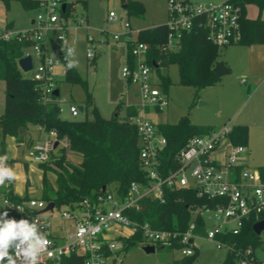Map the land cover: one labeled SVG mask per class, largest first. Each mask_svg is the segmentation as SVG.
<instances>
[{
  "label": "built area",
  "instance_id": "built-area-1",
  "mask_svg": "<svg viewBox=\"0 0 264 264\" xmlns=\"http://www.w3.org/2000/svg\"><path fill=\"white\" fill-rule=\"evenodd\" d=\"M38 2V8L45 14H38L32 30L16 34L6 32L0 36L9 39L17 35L20 40L25 38L35 42L31 49L39 62L33 60L31 77L39 83L36 89L43 101L59 106L54 94L57 87L53 71L57 63L55 55L58 52L53 51L51 42L60 45L61 51L64 48L61 41L65 42L68 48L71 29L68 23L73 14L64 15V0ZM167 11L169 49H178L182 34L192 30L195 24L203 25L207 29L209 40L216 45L238 44L242 39L239 7L231 1L202 5L190 0H167ZM117 19L114 12L109 13V21ZM73 21L77 26H82L86 19L81 15L73 18ZM53 28L58 31L56 38L50 34ZM132 34L133 29L127 23L124 35L126 43L131 45L132 62L128 60L123 66L122 75L129 84L137 87L141 99L140 104L136 106L137 113L130 117V121L137 127L142 141L140 157L147 180L132 181L123 197L114 192H107L100 195L96 201L84 199L73 207L66 206L60 212V220L68 223L63 226V234L59 239L48 237L50 244L42 254L40 264H61L62 257L73 252L84 257L83 264H107V259L116 256L117 251L122 248V239L138 232L147 242L146 245H154L155 248L161 245L164 248L173 246L176 241L180 246L174 249L179 250L182 257L193 255L198 248L195 240L201 237L195 233L196 224L191 223L185 232L163 230L154 228L149 222L135 221L125 214L126 210L143 209L144 199L163 202L165 188L193 189L198 196L213 200L211 204L198 206L193 213L205 218L207 229L204 237L214 241L218 248H232L218 238L220 235L239 234L247 220H262L260 218L264 213V174L258 168H249L247 147L233 143L229 136L231 128L224 126L190 138L176 156L178 166L167 174L162 171L161 153L167 141L157 130V126L147 118V114L151 107L161 110L165 96L158 87L159 82L153 77L155 69L147 60L149 44L138 41ZM121 38V34L114 35V39ZM86 56L93 59L96 55L94 50L89 49ZM59 110L60 115L65 117L60 106ZM80 112L78 105L70 104L66 114L69 115L68 118L75 119ZM38 128L43 129L45 137L31 144L25 154L26 159L36 165L49 162L53 151L68 146V140L59 139L55 130L46 131L41 126ZM3 196L7 202L6 206L14 211L17 208L22 209V213L39 211L48 204L38 198H29L13 204L7 196ZM40 221L51 229L49 217L42 216ZM49 252L52 253L51 256L48 255ZM237 260L240 264H263L254 258L251 248L239 251Z\"/></svg>",
  "mask_w": 264,
  "mask_h": 264
},
{
  "label": "trees",
  "instance_id": "trees-1",
  "mask_svg": "<svg viewBox=\"0 0 264 264\" xmlns=\"http://www.w3.org/2000/svg\"><path fill=\"white\" fill-rule=\"evenodd\" d=\"M65 1V0H64ZM231 1L239 7L242 39L238 44H264V19L259 15L250 18L246 12L248 3H255L260 13L264 11V0H225ZM85 3V0H77ZM128 16H143L145 6L136 0H126ZM26 9L38 8V0H22ZM64 15H72L73 7L67 2ZM203 20V19H201ZM169 29L164 24L138 31L136 39L149 44L147 54L148 63L158 74V82L163 93H167L170 78L160 73V67L177 64L180 73V82L195 88L196 92L205 86L219 83L220 77L213 68L217 62L218 45L208 38L207 29L203 25L195 24L192 30L182 34L178 49L167 48ZM35 42L30 39H19L17 35L9 39L0 36V79L5 81L4 113L0 118V133L3 138L14 137L21 142L30 126H41L46 131L55 130L59 139L66 138L68 146L59 148L51 153V160L38 164L43 170L41 197L46 202H55V209L62 205L73 207L84 199L96 201L100 195L114 192L123 197L132 181L146 182V171L142 168L140 151L142 141L137 127L131 123L130 117L137 113L135 106L126 107L125 114L119 113L111 118L102 117L94 105L93 100L87 97L84 110L91 111L93 118L72 119L60 115L56 103H45L40 92L36 89L39 83L27 76L19 67L18 61L26 56L27 49ZM128 43V60L132 62ZM64 64V75L70 83H80L86 86V80L79 70H67L65 54L58 51ZM94 59V58H93ZM92 59V60H93ZM154 64H157L155 68ZM20 128L24 131L20 133ZM216 129L214 126L196 125L187 118L176 124L162 123L157 130L166 138V145L161 153L162 171L167 174L178 166L176 156L194 136H200ZM248 126L234 125L229 136L233 143L247 146ZM32 142L31 144H33ZM29 144V146L31 145ZM28 146V147H29ZM68 153L79 157L77 161L67 158ZM53 162L54 167L48 165ZM264 174V167L258 168ZM48 171H52L55 178L51 180ZM106 187V190L103 188ZM13 203L17 204L28 200L29 195L23 197L14 194L11 184L3 192ZM164 201L144 199L143 209L126 210L125 214L131 219L144 223L149 222L154 228L185 232L191 223L196 224L195 233L201 237L206 235L207 224L201 215H194V210L201 205L211 204L213 200L197 195L193 189L165 188ZM11 216L17 219L21 215L37 220L43 226L47 236L59 239L50 228L41 223L42 214L37 211L17 213L7 206ZM260 219H264V213ZM256 220L249 219L243 225L239 234H224L218 238L232 248L223 264H234L238 259V252L251 248L259 242V235L254 231ZM144 241L140 232L122 239V248L117 253L128 250ZM174 242L170 248L179 247ZM108 253V251L106 252ZM198 255V248L191 256L179 258L176 264H192ZM61 264H83L84 257L76 252L63 256Z\"/></svg>",
  "mask_w": 264,
  "mask_h": 264
},
{
  "label": "rangeland",
  "instance_id": "rangeland-1",
  "mask_svg": "<svg viewBox=\"0 0 264 264\" xmlns=\"http://www.w3.org/2000/svg\"><path fill=\"white\" fill-rule=\"evenodd\" d=\"M145 6L143 16H128L126 8L121 0H85V3L77 0H65L73 7L72 18L69 19V44L74 49L73 59L78 61L81 76L86 80V86L80 83L66 81L63 72L64 64L59 55H55L57 63L54 65V77L60 96L57 97L59 106L64 114L69 110L70 104L83 105L87 97H90L97 107L100 115L111 118L119 113L125 114L129 105L140 104L137 87L129 84L122 75V68L128 61V44L126 43V24L133 29V37L141 29L152 28L164 24L168 20L167 0H136ZM202 5L220 4L225 0H190ZM114 12L118 19L109 21L108 15ZM248 17L264 19V11L260 13L255 3L246 5ZM43 13L39 8L26 9L22 0H0V34L24 33L33 29L38 14ZM81 15L86 19L85 24L77 26L73 18ZM58 31L51 29L50 34L56 38ZM121 34L120 40L114 39V35ZM75 40V41H73ZM72 41L74 43H72ZM62 53L67 47L65 42ZM94 46V47H93ZM89 49L94 50V59H88L86 54ZM38 63L39 59L33 49L26 51ZM217 61H223L231 69L229 74L220 77L219 83L205 86L198 92L195 88L180 82V73L177 64H169L160 67V73L167 74L170 84L165 96V102L161 110L149 108L147 118L155 123L176 124L181 119L187 118L196 125L214 126L215 128H232L234 125L248 126L247 159L248 166L252 169L264 167V86L253 78V74L264 75V44L244 45L228 44L218 45ZM31 77L33 72H24ZM153 77L158 82V74L154 70ZM162 91V87L158 86ZM163 92V91H162ZM65 98V102H63ZM5 81L0 79V118L4 113ZM93 118L91 111L80 112L75 119ZM45 136V135H44ZM23 144L16 142L13 137L3 138L0 133V155H7L8 162L18 153L24 155ZM20 146V147H19ZM59 149V148H58ZM26 158V157H25ZM67 158L77 161L79 157L74 153H68ZM23 160V159H22ZM9 164V163H8ZM54 167L53 162L48 165ZM51 180L55 178L52 171H48ZM36 177L35 182L37 183ZM6 185L0 187V212L7 209L3 192ZM53 212H45L42 215L50 218V223L55 224L60 220V212L65 208ZM259 242L252 249L254 258L264 264V230L259 235ZM198 255L192 264H223L228 250L225 247L218 248L216 243L205 237H197ZM147 242L144 240L128 250L117 253L107 259V264H176L182 258L177 249L161 245L156 246L154 252H146L143 249ZM116 257V259H113ZM234 264H240L238 260Z\"/></svg>",
  "mask_w": 264,
  "mask_h": 264
},
{
  "label": "clouds",
  "instance_id": "clouds-1",
  "mask_svg": "<svg viewBox=\"0 0 264 264\" xmlns=\"http://www.w3.org/2000/svg\"><path fill=\"white\" fill-rule=\"evenodd\" d=\"M73 56L74 49L68 47L65 52L67 70L78 67V61ZM8 159L7 155H0V187L19 179L17 171L8 164ZM15 211L22 213L23 210L17 208ZM49 244L47 233L37 220L23 215L17 219L8 210L0 212V264H40Z\"/></svg>",
  "mask_w": 264,
  "mask_h": 264
},
{
  "label": "crops",
  "instance_id": "crops-1",
  "mask_svg": "<svg viewBox=\"0 0 264 264\" xmlns=\"http://www.w3.org/2000/svg\"><path fill=\"white\" fill-rule=\"evenodd\" d=\"M63 72H64V68H63ZM253 78H257L258 81H261L260 83L264 86V75L255 73L253 74ZM156 110L158 109L156 108ZM155 125L157 126L158 124ZM44 135L45 132L43 131V129L38 128V126H30L29 130L27 131L25 137L21 142L17 141L16 138L13 137V139H15L17 143L24 145V146L20 145L21 147H24V151H22L24 155L21 157L20 156L21 153H18V155H16L15 158L11 159L12 161L8 162L9 165L12 166L19 175V179L11 183L12 191L14 192V194H17L18 196L23 197L25 195H29L32 198L41 197L43 170L38 165L29 162L25 158V154L29 144L44 139L45 137ZM35 177L36 179H38L37 183L35 182ZM7 186L8 183L6 185V190H7ZM67 223L68 222L59 220L57 223L52 224L50 230L54 235L60 237L63 234L62 228Z\"/></svg>",
  "mask_w": 264,
  "mask_h": 264
},
{
  "label": "water",
  "instance_id": "water-1",
  "mask_svg": "<svg viewBox=\"0 0 264 264\" xmlns=\"http://www.w3.org/2000/svg\"><path fill=\"white\" fill-rule=\"evenodd\" d=\"M121 2H122L123 7L127 8L126 0H121ZM62 9L63 10L66 9V3H63ZM33 23H34V20H32V24ZM51 45H52L54 52H58L60 50V45L56 44L55 42H51ZM18 64H19L20 69L23 72H29L34 67V61H33V58L30 54L19 59ZM154 66H155V68H157V64H154ZM213 70L219 77H222V76L229 74L231 72V69L228 68L223 61H217L215 63ZM54 94H55V96L58 97L60 95L59 89H56ZM79 108H80L81 112H84V106L83 105H79ZM68 116H69L68 114H65L66 118H68ZM23 131H24V129L20 128V133H22ZM56 145L57 144H55V146ZM103 190H106V187H104ZM54 207H55V202H53V201L48 202L47 206L45 208L39 210L38 213L43 214V213L49 212V211L52 212ZM253 229L258 235H260L261 232L264 230V219L255 222L253 224ZM191 242H193V239H191ZM143 249L146 252H154L156 250L154 245H145V246H143Z\"/></svg>",
  "mask_w": 264,
  "mask_h": 264
}]
</instances>
